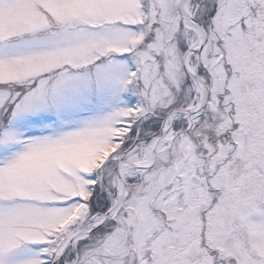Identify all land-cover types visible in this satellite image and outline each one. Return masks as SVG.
I'll return each instance as SVG.
<instances>
[{
	"label": "snow or ice",
	"instance_id": "obj_1",
	"mask_svg": "<svg viewBox=\"0 0 264 264\" xmlns=\"http://www.w3.org/2000/svg\"><path fill=\"white\" fill-rule=\"evenodd\" d=\"M0 264H264V0H0Z\"/></svg>",
	"mask_w": 264,
	"mask_h": 264
}]
</instances>
